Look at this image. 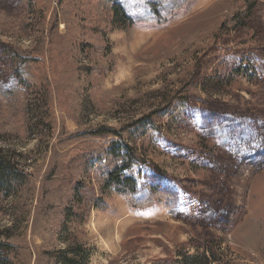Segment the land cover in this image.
I'll list each match as a JSON object with an SVG mask.
<instances>
[{"label": "rangeland", "instance_id": "374dc122", "mask_svg": "<svg viewBox=\"0 0 264 264\" xmlns=\"http://www.w3.org/2000/svg\"><path fill=\"white\" fill-rule=\"evenodd\" d=\"M244 7L194 0L163 27L107 33L95 0H0V91L19 86L15 54L45 72L20 85L23 108L0 96V148L18 176L0 191V264H190L202 252L264 264V0L233 27ZM241 61L256 78L233 76ZM103 126L147 151L138 202H167L134 210L98 192L81 154ZM78 184L106 209L79 206Z\"/></svg>", "mask_w": 264, "mask_h": 264}, {"label": "trees", "instance_id": "16d2710c", "mask_svg": "<svg viewBox=\"0 0 264 264\" xmlns=\"http://www.w3.org/2000/svg\"><path fill=\"white\" fill-rule=\"evenodd\" d=\"M35 1V0H30ZM97 3V12L101 18L105 19L107 29L105 32H113L118 29H131L139 26L149 27H163L167 25L175 15L185 9L194 0H95ZM245 7L239 10L231 18L226 20L233 27L243 25L248 19L253 10L258 6L260 0H244ZM92 50L94 46L88 44ZM17 60V73L19 86L11 92L0 91V96L4 101L5 107L10 109H19L20 102L22 101V108L25 103L19 99L22 88L20 85L24 83H33L35 76L34 73H39L44 76L45 72H39L36 68L39 66V58L18 53L14 55ZM19 57V58H18ZM36 67H33V66ZM43 70L42 67H38ZM34 70V73L32 71ZM174 71V70H173ZM233 76H242L251 80L256 78L253 73V67L248 66L243 61L234 68ZM231 76L226 78L228 83ZM47 81V79H43ZM22 82V83H21ZM163 92V90H161ZM170 97V104L173 102L176 105L184 106V98L178 97L177 92ZM20 101V102H19ZM26 107V106H25ZM25 109V108H24ZM154 115V114H152ZM151 115V118L153 117ZM150 118L141 119L137 122L128 125L126 129H134L133 134L137 132H144L145 127ZM125 128L117 130L111 127H99L87 132L85 135L91 141L88 147V152L82 153L81 161L83 168L96 177L99 191L93 188H87L84 185L78 184L75 188V200L79 206H93L101 210H105L104 206L98 198V192L104 194L110 190L115 191L119 195L126 198L129 206L136 210L152 206L157 199L161 202H167V197L162 192H153L146 199L137 200V193L140 187V181L137 177L133 176V171L136 167L143 165H152L146 159L147 151L143 146L131 144L128 142L123 132ZM20 157V156H18ZM15 157H9L6 152L0 148V191L5 192L7 195L11 187L16 186L18 183V176L14 169L13 160ZM80 161L79 156L76 159ZM94 180V181H95ZM156 191V190H155ZM90 213L87 211L85 217H89ZM190 264H213L217 263L215 255H207V252H202L192 258H186Z\"/></svg>", "mask_w": 264, "mask_h": 264}]
</instances>
